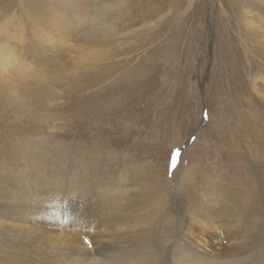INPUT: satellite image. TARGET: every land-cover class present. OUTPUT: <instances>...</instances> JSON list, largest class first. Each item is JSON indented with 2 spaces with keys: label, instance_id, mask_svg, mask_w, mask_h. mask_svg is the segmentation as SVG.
Listing matches in <instances>:
<instances>
[{
  "label": "rangeland",
  "instance_id": "1",
  "mask_svg": "<svg viewBox=\"0 0 264 264\" xmlns=\"http://www.w3.org/2000/svg\"><path fill=\"white\" fill-rule=\"evenodd\" d=\"M149 9L153 16H140ZM97 14H104L103 24L114 30L107 39L100 33L85 38ZM262 17L264 0H0V22H15L7 33L17 34L9 45L18 56L0 72V264H131L140 258L176 264L174 246L183 243L179 221L182 226L194 223L197 204L213 191L234 206L240 221L241 242L248 247L239 257L241 264L262 261ZM59 18L72 24L68 35L59 31ZM154 48L157 63H164L155 69L162 82H155L157 94L141 97L135 109L108 105L106 98L123 100L111 88L95 95L105 89L102 84L78 90L100 81L107 68L104 62L94 63L95 57L83 63L80 57L113 52L132 57L127 67L133 68ZM223 51L258 68L247 75L239 63L229 71L219 59ZM42 66L51 74L45 80L37 76ZM56 72L61 77L53 78ZM253 102L258 106L250 113ZM255 115L263 132L253 128ZM35 183L42 188L37 191ZM57 184L61 193L80 197V202L63 203L50 218L42 201ZM37 197L35 208L31 203L17 208L32 218L26 230L3 225L16 214L12 205L20 198ZM84 203L91 209L86 215L98 213L100 219L93 217L103 222L99 231L109 237L103 240L101 262L82 251L76 237L90 244L84 233L90 226L70 222L72 214L89 208ZM225 261L204 264L233 263Z\"/></svg>",
  "mask_w": 264,
  "mask_h": 264
},
{
  "label": "bare ground",
  "instance_id": "2",
  "mask_svg": "<svg viewBox=\"0 0 264 264\" xmlns=\"http://www.w3.org/2000/svg\"><path fill=\"white\" fill-rule=\"evenodd\" d=\"M152 12H154V10H150L149 9L148 12H145V13L141 12L142 15H145V16H142V15H140V16L146 18V15H147V17L149 18V16H153ZM201 13H203V11ZM102 16L105 17L104 14H97L96 18L94 19V22L97 21L96 25H94V27H92L93 24H89L87 26V27H89L91 29H90L89 32L86 33L85 38L94 39L95 37H97V34L100 33V35H99L100 37L99 38L102 37V38H106L107 39L108 38L107 35L110 36L113 33V31H114L113 28L111 29V27H107V26H105V24H103L102 19H101ZM135 18H137V17H135ZM139 19H141V18H139ZM11 20H12V18L0 22V30L3 31V32H1V33H3L2 39L6 43V44L5 43L4 44L0 43V54H3V55L0 56V72L3 71V69L6 70V68H8V66L10 67L11 66V62H17L18 61L17 54L12 51V48L9 45V42L13 40V37H15L17 35L16 33L15 34L14 33H12V34L11 33L10 34L7 33L8 28L12 24L15 23V22H13ZM261 20L264 22V18L263 17H262ZM136 22H138V21H136ZM211 22H213V21H211ZM132 23H134V22H132ZM57 24H58L57 27H59V31L62 30V31L65 32L66 35H68L67 31L70 30V27H72V24H70L68 21L66 22V21L60 20V18L57 21ZM81 24H82V22L80 20V22H78V25H79L78 28L81 27L80 26ZM104 26H105L106 29L108 28L109 32H107L106 29L103 28ZM109 29H111V30H109ZM73 31H75V29H73ZM183 32H184V30H183ZM23 33H24V31H22V29H21L20 33H18L17 37H20V38H18L19 42L22 41V39H23ZM71 34H72V31H71ZM73 35H76V32H74ZM201 35L203 36V34H201ZM79 36H78V38H80ZM166 38H168V37L166 36ZM226 38H227V42L223 44V47H225V48L229 47V42L228 41L231 39V37L227 36ZM187 40H189V39H186V41ZM173 41L175 42L176 39H174ZM155 42H157V41H155ZM184 46H186V45H184ZM197 46H198V44H197ZM223 47H222V49H224ZM164 48H166L165 51H167V52L170 50V49L167 50L168 47L167 46L165 47V45H164ZM199 48H201V47H199ZM175 49H177V47ZM150 50H153V49H150ZM77 51H78V54H79V50H77ZM162 51H164V50H162ZM157 52H158L157 50L156 51L153 50L151 52H147L144 55L145 56V58H144L145 60H143V61H145V62L141 63L142 62L141 61L136 66L133 65L132 66L133 68H128L127 67V66H129L132 63V61H133L132 57H130V58L128 57L127 59H124L125 58L124 56H123L124 57L123 58V57H121V55L114 54L113 52L112 53H108L106 55L104 54L103 56L93 53L94 55L90 54L89 56H86L87 58L80 57V59H79L80 63H83L84 61H86V62H89L90 60L92 61V58L95 57V59H93L94 63L104 62L107 65V68H106V71L103 73L102 76L99 75V78H101L100 79L101 82L98 79H94L93 81L87 82V84L84 87V89L79 87L78 90H81V91L82 90H86L85 92H88L87 90H89L90 88L91 89L94 88V87L96 88L100 84H102L101 86L103 88H105V89L95 90L94 91L95 95L99 91L100 92H106V90L111 88V90H114V91L116 90L115 91L116 93H114L115 94L114 97H119L120 100H123V103L120 104V102L118 103V100H116V101L114 100L113 101L112 98L109 97V98H106L107 102H109V103H107L108 105H111L113 108H116V109L118 107H121V105H122L123 107H121V108L124 109V110L128 109V105H132L133 106L132 109H135L136 107H138L140 105L141 97L151 96V94H154V93L157 94L155 92V85L154 84H155V82H157L159 84H161V82H162V79H160L158 81V79H157L158 75L157 74L159 72L156 73L155 69L162 68L164 63H162V64L161 63H157L158 62L157 61V56H158ZM159 52H161V51H159ZM162 53H164V52H162ZM180 54H181V52H180ZM165 55H168V53L165 54ZM138 59H141V58H138ZM219 59H220L222 65H223V67L227 66V68H230L229 71H232L236 67V65L239 64V63L243 64V65L245 64L246 67H244L243 72L245 74H247V75L248 74L253 75L254 71L256 70V68H258V67H256V63L249 61L247 58L246 59L245 58H242V59L238 58L237 59V57L234 56L233 54H231L230 52H225V53H224V51L221 52V55H219ZM170 63H171V61H170ZM45 67L46 66H42L41 69H40L41 73L39 75H37L39 78H41L43 80H45L44 78H46L48 75L51 76V74L48 73V71H47V69ZM119 68H120V70H119ZM33 76H36V75H33ZM58 77H61L60 73L56 72V73L53 74V78H58ZM111 78L112 79L115 78V80H111ZM232 78H233V75H231V79ZM1 81H2V79H0V86L3 87L4 83H2ZM11 82H13V81H11ZM81 84L83 85V83H81ZM103 84H104V86H103ZM156 86H157V84H156ZM106 95L112 96V94L109 93V92ZM88 98L89 97H87L86 99H88ZM76 106L78 107V105H76ZM257 106H258V103L257 102H253L252 105L250 106V109H248V108L247 109L250 110V113H252V111L256 112ZM129 109H131V107H129ZM122 116H124V115H122ZM257 117H258V115H255V116H253L251 118V120H252V125H253L254 130H259V132L257 131V133H260V132H263V130L258 129V125L255 124V121H258ZM262 125H263L262 127H264V122L262 123ZM258 137L259 136H256V138H258ZM260 139L262 141H264V138L261 137ZM262 161H264L263 158H262L261 162ZM259 164H260V162H259ZM44 179H47V178L44 176L43 180ZM34 185H35L34 188L37 191L42 188V186L37 185V183H35ZM54 189H55V191L53 192V194H50V198H47L46 200L42 201V202H44V207L47 208L48 210H50L48 212V214H47L48 217H50V218L53 217V215L55 214L56 211H59V209H60V207H61V205L63 203L68 204V203H70L72 201H75L74 203L77 204L78 202H80V197L76 198V196L74 195V198H72L73 199L72 200L71 197H73V196H67V195L61 193V191H62L61 185L57 184V186H55ZM101 190L105 191V190H107V188L102 187ZM111 193L113 195H110V196H115L114 192H111ZM220 194H218L217 192L213 191V193H210L209 195H204L203 196V199H201V202L198 203L197 207H196V209L198 211L197 212V219L191 225H189V226L183 225L182 226L181 224H182L183 220H182V222L179 221V226L182 227L181 228L182 229L181 230L182 231L181 232V236L183 238H181V242L183 241V243L182 244H177V246L175 245L176 247L174 246L175 252L177 253V256L175 258L176 264H204V262L208 263V262L217 261V260H219V261H222V260L229 261V260H231L233 262L232 264H241V259L239 257H242L241 255L244 252L246 253L248 251V247L246 246V244L241 242V240L243 238V233L241 231L240 221L238 220V218L236 216V212H235L234 206L232 207V205H230V202L227 199H221V195ZM106 195H107V193H106ZM36 200H38V197L34 198V199H30V198L29 199H27V198L23 199V198H20L19 201L15 203V205L14 204L12 205V204H10L8 202L4 203V205H7L10 209L13 206L14 210H12V212L16 211V214L14 213L13 215H11L12 218L8 219L7 221H4L5 223H3V225H5V227L13 229L15 231L26 230L25 228L29 225V223L32 220V218L28 216V212L25 213V211H23L24 208L19 210L18 212H17V208L19 206L21 207V205L25 206V207L26 206L27 207H31V205H33L32 207L35 208V204H37V202H38V201L36 202ZM32 202L34 204H32ZM30 203H31V205L29 206ZM81 206H82V204H81ZM84 206H87V205L84 203ZM109 206L111 207V204ZM87 207H89V206H87ZM86 211L90 213V211H91L90 207L87 208L86 210H84L82 213L72 214L73 218L70 220V222H72L75 225H77L78 228L84 227L86 225L90 226L89 230L86 229L87 231L86 232L84 231V233H87V234L90 235V239H91V243L90 244H88L86 241L81 239L80 234H79V236H76V237H77L78 241L80 242V249L82 251H87L88 250L90 252V253H88V255L90 257H92L94 259H99V257L103 256V252H104V248H105L103 240H107L109 237L106 236V235H101V233L99 231V229L103 226V224H102L103 222L102 223L100 222L101 224H99V220L97 221L93 217L94 215L98 216V213L94 214V212H93V214H94L93 216H87L86 215ZM79 212H80V210H79ZM10 214H12V213H10ZM98 217H99L98 219L101 218L100 216H98ZM61 218L64 219L63 216ZM54 221H56V220H54ZM64 222H65V220H64ZM31 223H35V221L34 222L32 221ZM61 224H62V222H61ZM80 232L83 233L82 231H80ZM84 237H87V236L85 235ZM93 238H94V241H93ZM254 240H256V239H254ZM238 242H240V243L238 244ZM126 243L127 242L124 241L123 245H125ZM236 245H240L239 248H236L235 247ZM262 250H264V245L262 247ZM153 255L155 257V252H153ZM148 259H150V258H148ZM263 260H264V258L262 259V261H259V262L257 261L258 263H256V264H264ZM99 261H100V259H99ZM101 261H104V260L101 259ZM143 261H145V259H141L140 258L136 262L131 263V264H156L155 260H152V262H150V263H148V262L144 263ZM227 261H225V262H227Z\"/></svg>",
  "mask_w": 264,
  "mask_h": 264
}]
</instances>
